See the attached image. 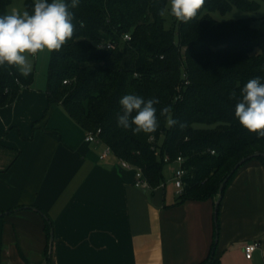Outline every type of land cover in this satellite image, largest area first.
I'll use <instances>...</instances> for the list:
<instances>
[{
	"label": "trees",
	"instance_id": "trees-1",
	"mask_svg": "<svg viewBox=\"0 0 264 264\" xmlns=\"http://www.w3.org/2000/svg\"><path fill=\"white\" fill-rule=\"evenodd\" d=\"M11 3L0 0V15L7 14ZM33 3L24 1L30 13ZM167 3L79 0L78 7L70 9L75 26L72 39L51 55L48 99L61 103L85 131L101 128L100 137L114 155L142 167L152 186L164 181V156L173 162L182 155L187 174L178 201L214 198L239 159L264 153V137L239 123L235 117L237 100L230 95L235 90L238 97L252 78L259 77L264 83V15L217 19L214 11L225 13L233 6L256 11L261 3L205 0L198 15L187 23L179 22L176 29L166 27L165 17L158 15ZM126 33L130 39L123 38ZM107 41L115 47H102ZM33 78L32 71L25 77L14 67H0V106L13 102ZM126 94L160 100L155 105L160 122L155 133L134 135L118 126L116 115L122 112L119 100ZM164 106H171L173 118L184 127L166 126L159 116ZM162 134L165 140L159 147ZM253 158L264 163L260 154L239 165L222 195L237 170ZM218 212L219 208L216 219ZM52 226L46 218L49 237ZM47 257L50 260L48 252ZM210 258L199 264H213Z\"/></svg>",
	"mask_w": 264,
	"mask_h": 264
},
{
	"label": "crops",
	"instance_id": "crops-1",
	"mask_svg": "<svg viewBox=\"0 0 264 264\" xmlns=\"http://www.w3.org/2000/svg\"><path fill=\"white\" fill-rule=\"evenodd\" d=\"M85 132L49 102L48 86L31 82L0 106V264H199L209 255L213 264H264L261 159L237 170L216 219L217 196L179 202L165 180L141 188L134 169L101 158Z\"/></svg>",
	"mask_w": 264,
	"mask_h": 264
},
{
	"label": "clouds",
	"instance_id": "clouds-1",
	"mask_svg": "<svg viewBox=\"0 0 264 264\" xmlns=\"http://www.w3.org/2000/svg\"><path fill=\"white\" fill-rule=\"evenodd\" d=\"M205 0H168V5L158 10L160 17L171 15L176 20L187 23L193 20ZM79 0H34L32 12L27 8L21 11L12 8L10 13L0 15V67H14L27 77L32 70V60L42 52L59 51L72 39L75 9ZM231 97L236 98L235 117L249 132L264 137V83L259 77L250 79L239 92L233 90ZM122 112L117 113L119 127L131 130L134 135H150L160 127L157 109L158 98L145 100L136 94H126L120 100ZM168 128L180 122L173 118L171 106L160 109ZM180 127H184L180 124Z\"/></svg>",
	"mask_w": 264,
	"mask_h": 264
},
{
	"label": "rangeland",
	"instance_id": "rangeland-1",
	"mask_svg": "<svg viewBox=\"0 0 264 264\" xmlns=\"http://www.w3.org/2000/svg\"><path fill=\"white\" fill-rule=\"evenodd\" d=\"M24 1L25 0H12V3L8 7L7 13H10L12 8H18L21 11H23L25 9ZM258 1L261 3V6L256 11H247L237 6H233L229 11L225 13L214 11L212 14L215 18L221 19V20H226L230 18H241V17L250 16V15L262 17L264 15V0H258ZM49 2H51V0ZM179 22L180 21L176 20L171 15L165 16V26L166 27L174 26L177 29ZM176 36H178L177 31H176ZM51 55H52V52L49 53L45 51V52L39 53L36 57H30V59L32 60V70L31 71L34 73V79L32 80V84H34L35 86H42V87L48 86V81H49L48 75H49ZM198 126H204V124H198ZM164 140H165V134H162L159 137V141H158L159 147L163 145ZM165 161L166 162L163 167V174H164V180L167 182V193L170 195H175V192H174L175 185L172 180L173 174L171 171L175 165L171 162H168L167 160Z\"/></svg>",
	"mask_w": 264,
	"mask_h": 264
},
{
	"label": "built area",
	"instance_id": "built-area-1",
	"mask_svg": "<svg viewBox=\"0 0 264 264\" xmlns=\"http://www.w3.org/2000/svg\"><path fill=\"white\" fill-rule=\"evenodd\" d=\"M130 37H131L130 34L126 33L123 38L124 39H130ZM102 47L114 48L115 45L112 41H107V42L102 44ZM64 82L66 83L67 80H64ZM100 133H101V128H98L96 130L86 131L84 139L87 142L100 143L102 146L100 157L106 158V157L114 154V152H113L112 147L108 143H106L105 141L102 140V138L100 137ZM151 140H153V137H151ZM213 152H214V150H213ZM167 159H168V156H167ZM184 160H185V158L182 155H178L177 158L174 160V162L176 163V166L173 168L172 180L175 184L177 195L182 194L183 189H184V177L187 174V169L183 165ZM120 162L124 167L134 169V171H135V184L137 186H139L141 188H151L152 187L149 180L145 176L144 170L142 167L131 164L129 161L122 159V158L120 159ZM259 245H260L259 241H253V242L245 244L244 245L245 256L248 259L252 258L255 250L259 247Z\"/></svg>",
	"mask_w": 264,
	"mask_h": 264
},
{
	"label": "water",
	"instance_id": "water-1",
	"mask_svg": "<svg viewBox=\"0 0 264 264\" xmlns=\"http://www.w3.org/2000/svg\"><path fill=\"white\" fill-rule=\"evenodd\" d=\"M260 154L264 155V153H262V152H254V153H251L249 155H246V156L242 157L241 159H239L235 163V165L232 167V169L230 170V172L224 177V179L222 180V182L220 184L218 194L216 195L218 198H217V200L215 202V214H217V209H218V206H219L221 197H222V191H223V188L225 186V183L227 182V180L230 177V175L238 168L239 165H241L242 163H244L246 160H248V159H250L252 157L258 156ZM53 239H54V230H53V228H51V231H50V248H49V254H51V251H52ZM216 240H217V235H216Z\"/></svg>",
	"mask_w": 264,
	"mask_h": 264
}]
</instances>
